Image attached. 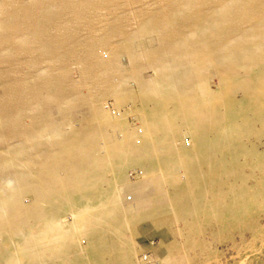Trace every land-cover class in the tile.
Segmentation results:
<instances>
[{
	"label": "rangeland",
	"instance_id": "rangeland-1",
	"mask_svg": "<svg viewBox=\"0 0 264 264\" xmlns=\"http://www.w3.org/2000/svg\"><path fill=\"white\" fill-rule=\"evenodd\" d=\"M30 1L0 0V38L8 36L14 44L11 51L0 42V111H9L0 118V200L11 193L9 207L22 206L13 212L35 208L42 214L27 218L35 223L30 228L23 218L13 228L7 219L6 224L0 220V245L14 247L30 238L34 241L24 245L33 246L61 238L81 248V264H264V159L258 153L264 145V104L259 111L247 110L250 120L237 121L240 127L233 129L231 142L211 146L207 140L199 156L189 155V149L200 146L202 136L210 133L195 127L199 119L207 123L210 105L199 87L204 88L203 83H173L180 75L177 61L158 43L179 45L181 36L175 31H187L191 19L186 16L193 12L186 0H60L44 9ZM257 3L264 8V2ZM160 7L163 15L176 18L163 21L165 30H173L167 38L159 31H143L148 12ZM233 12L244 15L241 8ZM44 14L49 15L46 21L33 22L32 15ZM245 20L243 27H249L252 21ZM258 22L264 25V14ZM18 40L28 48H18ZM246 45L244 41L242 47ZM184 46L191 47V41L185 40ZM132 55L141 58L138 65ZM162 62L171 73L161 79ZM263 65L260 58L248 69ZM215 69L224 81H238L233 70L222 65ZM144 80L161 83L152 88L143 85ZM212 80L219 83L217 76ZM58 83H65L61 102L55 97ZM231 84L223 88L244 99L246 87L231 89ZM193 86L199 89L197 96ZM191 94L193 108L186 97ZM204 101L207 105L200 108ZM216 116L225 120L221 111ZM107 120L116 127L106 126ZM101 127L103 135L120 140V145L91 144L81 167L76 134L82 128ZM50 128L59 133L49 135ZM120 132L131 137V145ZM60 138L67 145L65 157ZM61 160L73 167L71 174L57 169ZM38 163L40 170L34 167ZM38 174L51 182L39 184L41 192L33 195L27 188ZM57 188L62 193L55 192ZM192 193L202 198L184 197ZM204 193L225 198L215 201ZM200 201L202 207L224 203L217 211L224 221L218 223L216 215L198 210ZM187 203L195 208L185 210ZM17 224L25 225L24 234L19 235ZM40 250L32 256L25 247L18 256L42 257ZM64 261L61 256L59 262ZM66 262L75 264L69 258Z\"/></svg>",
	"mask_w": 264,
	"mask_h": 264
},
{
	"label": "bare ground",
	"instance_id": "bare-ground-1",
	"mask_svg": "<svg viewBox=\"0 0 264 264\" xmlns=\"http://www.w3.org/2000/svg\"><path fill=\"white\" fill-rule=\"evenodd\" d=\"M60 0H31V6L36 5V7L43 8L44 5L48 3H55ZM257 0H186V6L192 8V13L187 15L188 19H191L187 27V31L178 27L175 31L176 35H180L181 39L179 40V45L171 44L172 42H158L161 44V47H164L173 54L177 65L175 63L176 69L180 72V75L177 80H172L173 83H203L204 88L199 86L204 97L207 98L208 104L210 105L209 111L206 115L207 123L198 120L200 125H196V128H201L205 133H209L207 136H202V141L200 146L194 145L192 149H189V155L197 156L200 151H202L207 145L204 146L207 140L212 141L211 146H220L221 142L226 140L231 142L232 131L233 129H238L240 126L237 125V121L250 120L246 116L248 109H253L254 111H259L264 104V65L259 68V70L248 69L249 66H254L257 62H260V58L264 59V25L258 22V19L264 14V8H259L255 6ZM264 2V0H258V4ZM250 7L249 10L245 11L244 9ZM242 9L244 14L242 18L236 15L233 12V9ZM44 9V8H43ZM151 16L145 21L146 27L143 31H159L163 37L167 38L172 35L173 30H165L163 21L169 20V22H174L175 17L170 15H163L161 7L157 10H151L148 12ZM246 17H249L252 21L249 27H243L246 25ZM49 18L48 14H44L39 18H36L32 15V20L34 23H42ZM239 18L240 23H234L233 19ZM257 30H260L258 34ZM1 35V33H0ZM256 35V37H255ZM251 36H254L252 38ZM27 39L26 37H22ZM20 38V39H22ZM19 39V40H20ZM16 42L18 48H23V46L28 48V43L22 44L20 41ZM190 40V46H184V41ZM246 41L248 45L242 47V43ZM0 42L8 46L9 50H14V44L8 36H3L0 38ZM204 42L203 45L199 43ZM125 43V42H124ZM174 45V46H173ZM191 50V51H190ZM167 56H165L166 58ZM250 59L248 60V58ZM248 60V62H247ZM250 60H253L251 62ZM112 61L115 62L116 58H112ZM141 62V58L137 55H132V63L138 65ZM110 64V63H109ZM216 65H222L227 70H233L234 73L238 76V81H224L221 76V72L215 69ZM111 66H113L111 64ZM118 68V65L115 66ZM230 70V71H231ZM168 73H171L170 66L162 62L159 67V75L161 79L164 78ZM213 76H217L219 83H216L212 80ZM145 83H150V80H144ZM153 83H161L160 80H155L150 83L152 88L156 86ZM171 83V81L169 82ZM225 83H232L230 85L231 89L244 85L246 87L244 99H238L230 94L229 90L224 89ZM65 83H58L57 91L55 97L57 101L61 102L64 100V90L63 85ZM116 85V84H115ZM192 91L195 93V96L198 95L199 89L192 87ZM221 94V95H220ZM194 94L190 96L186 95L187 100L190 102L192 108L194 107L195 97ZM49 100V99H48ZM198 104L200 108L207 103ZM16 104V103H15ZM186 107V106H185ZM159 109V108H158ZM221 111L225 115V120L222 122L216 116V113ZM189 113V111H187ZM191 113V112H190ZM9 115L7 108L0 111V118H5ZM12 115V114H11ZM167 116V114H165ZM223 116V115H222ZM261 118H264V113L261 112ZM264 120V119H263ZM262 120V121H263ZM264 122V121H263ZM35 123V121H34ZM104 123H108L106 126L112 128L116 127V123L113 121L107 120ZM101 128L94 129H80L75 144L79 147L80 158L76 159L80 162L81 167L84 166V152L86 150L90 151L92 145L95 147H100L105 144H112L115 146L120 145V140L113 142L109 137V134L103 135ZM45 128L42 129L41 134H44ZM95 130V131H94ZM264 130V127L263 129ZM91 132L94 135L90 136L88 133ZM224 132L226 134L224 135ZM59 133V130L56 132H51L49 129V135H56ZM121 135H124L126 143L129 145L132 144L133 140L131 137H127L124 132H120ZM219 135H224L220 137ZM114 137H117L113 133ZM226 136V137H225ZM254 137V135H251ZM63 137V136H62ZM119 137V136H118ZM210 138H213L210 140ZM61 141L59 145L61 146L62 156L65 157V151L67 150V145L65 146L64 140L60 138ZM255 143H261V141H253ZM92 144V145H91ZM57 145V144H56ZM130 148H132L130 146ZM262 150L258 152L259 155L264 159V145ZM130 151H134L130 149ZM30 150H27V153ZM199 156V155H198ZM234 159V158H233ZM196 159L193 158L194 162ZM60 162L59 167L67 171L68 174H71L73 167L70 165L62 164ZM264 165V160H260ZM196 164H199L196 163ZM42 164L38 163L34 165L38 170L41 169ZM52 172V171H51ZM53 173V172H52ZM55 174V173H54ZM92 175H90L91 177ZM50 179L53 180L54 175H49ZM73 178L72 175H70ZM79 179L82 181L86 177L81 174ZM59 180H63V177L57 176ZM34 183L31 186H28L27 192L31 194H39L42 189H39V184L49 185L51 181L45 182L40 174L34 175ZM44 181V182H42ZM46 188V187H45ZM55 192L58 193L62 191L60 189H55ZM11 196L9 193L6 197L3 196V199L0 200L2 213L4 212H13L16 208H21V205L15 204L14 207L10 208L7 199Z\"/></svg>",
	"mask_w": 264,
	"mask_h": 264
},
{
	"label": "crops",
	"instance_id": "crops-1",
	"mask_svg": "<svg viewBox=\"0 0 264 264\" xmlns=\"http://www.w3.org/2000/svg\"><path fill=\"white\" fill-rule=\"evenodd\" d=\"M198 193H192L191 195H187L184 197H197V198H202V197H198L197 196ZM205 195H210L211 197L215 198V201H219L218 199L221 198H225V196H214L211 195L209 193H204ZM209 196V197H210ZM219 203H209L206 207H202V205H204L203 203H201V201L198 203L199 204V208L197 207L198 210H206L208 211V213L210 214H214L217 216L218 218V223H220L223 219L224 216H222L221 214L217 213V211H220L223 207L225 206L224 203L220 204ZM218 205H220L218 207ZM185 210L187 211H192V209H194L195 207H192V205L190 203H187L185 205ZM38 210L40 209H35V208H31L29 209L25 214H20V213H15V212H9V213H0V217H1V224H6L5 220L7 219V222H9V225L11 228H13V224H16L20 218L26 219L28 226L27 228H30L32 226V224H35L33 222H29V219H27L29 216L33 215V213H39L37 214V216H41L42 213H40V211L38 212ZM10 215V216H9ZM6 216H9L8 218H6ZM36 220V219H35ZM45 220V219H43ZM46 221V220H45ZM224 221V220H223ZM29 222V223H28ZM18 225V230L20 232L19 235L23 232H21L23 230L24 227ZM43 227H47V225H42ZM5 228V227H2ZM26 228V227H25ZM57 229H60L59 224L56 226ZM44 232H41V235H43ZM47 232H45L46 234ZM23 237V238H21ZM20 238L22 240H26V236H21ZM32 237V236H31ZM67 238V237H66ZM2 240V239H0ZM50 243L48 241H44L42 242V244H38L35 243L33 244V246L31 245H24V244H30L32 241V239H27L24 243L20 244H15L14 247L10 246V245H0V264H61L59 262L61 256H63V258H65L64 263L67 264L66 260L69 258V260H71V262H75V264L77 263V258H78V263L81 264L82 263V250L81 248H79L78 246L74 247L71 245V242L64 243V242H60L59 240H61V238H56L55 239H49ZM52 243V244H51ZM27 249H29L30 254L34 256L36 253H38V249H43V256L42 257H33L32 259L30 257H20L18 256L19 251L21 250V252L24 250L25 247ZM78 247V248H77ZM41 251V250H40ZM27 252V254L29 253ZM73 258V259H72Z\"/></svg>",
	"mask_w": 264,
	"mask_h": 264
},
{
	"label": "built area",
	"instance_id": "built-area-1",
	"mask_svg": "<svg viewBox=\"0 0 264 264\" xmlns=\"http://www.w3.org/2000/svg\"><path fill=\"white\" fill-rule=\"evenodd\" d=\"M143 258H144V259H148V255L145 254V255L143 256Z\"/></svg>",
	"mask_w": 264,
	"mask_h": 264
}]
</instances>
